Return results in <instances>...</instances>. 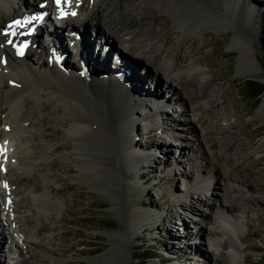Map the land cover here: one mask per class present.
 <instances>
[{
  "label": "bare ground",
  "instance_id": "obj_1",
  "mask_svg": "<svg viewBox=\"0 0 264 264\" xmlns=\"http://www.w3.org/2000/svg\"><path fill=\"white\" fill-rule=\"evenodd\" d=\"M33 1L37 4L29 3V0H0V60L4 59V64L0 62V144L2 146L0 185L3 188L0 191V210L2 206H6L9 209H6V221L12 226L14 223L18 224L23 237L18 251L24 250L27 254L24 253L25 264H33L37 249L53 258L54 263L57 261L52 256L55 250L50 238H39L36 233L43 228L40 223L41 217L49 218L52 215L51 211L58 210V208L52 209L51 205H65L63 202L65 194L61 192L67 193L71 188L72 184L68 182L71 176L77 178L97 176L105 182L103 184L94 181V187L104 192L109 191L100 184L104 186L114 182L117 185L123 182L125 190L122 195L129 203L127 222L131 225L130 237L125 243L111 240L109 248L98 260L109 264L118 242L119 246L124 244L128 247L126 251L128 255L123 257L121 255L118 264H132L129 245L133 243L139 232L150 226L153 217L159 218L157 211L148 212L140 207L142 203L140 196L144 193V189L137 182L138 174L131 170L132 160H135L134 165L142 161L141 154L135 150L134 144L136 140L134 121L137 120L138 109L145 111L142 116L146 119V130L152 127L147 124L150 117L147 116L146 111L150 114L153 112L155 116L163 115L166 121L172 123L175 132L190 139L188 143H181V146L194 149L190 157H195L196 160L200 157L202 161H199L200 164L196 163L195 172L199 175L188 178L186 188L210 192L216 196V190L220 188L224 196H228L241 187L245 190L243 199H253L251 192L258 182L253 178L254 173L251 172V168L257 167L259 162L253 160L236 170L230 167L233 159L228 156V151H233L235 148L230 141L218 137L217 132L209 125L207 111L203 110L210 103L209 95L202 90L206 83V79L204 80L206 70L203 65L197 63L200 61L193 59L194 49L191 44L188 45L189 39L186 43L176 37V44L168 39L164 45L148 40L145 38L147 32L144 33V30L136 28L137 24L144 22L143 19L141 21L135 18L129 19L127 13L123 12L124 4L119 0L88 2L50 0L51 4L48 5L49 2L47 6H42V0ZM156 1L178 17L182 25L188 26L194 32L204 28L207 23L222 25L227 21L221 4H216L214 0ZM235 2L236 12L233 21L237 24L239 32L233 36L231 45L238 46L240 58L252 64L253 61L246 55L247 49L252 46L247 32L251 26H255L250 19H253L252 15L258 8L255 9L250 0ZM15 3L20 5L18 6L20 11L23 8L45 11L51 6L55 16L53 34L55 39H51V45L41 44L38 35L31 37L29 41V35L24 34L21 40L26 42L25 51L21 55L15 54L14 49L11 48L10 33H4L2 30L4 26L12 28L13 24L6 25L8 21L14 18L17 20L26 18L37 23L35 28L42 29L40 22L33 18L26 15L17 18L20 13H17ZM114 4L120 5L121 15H114L113 11L108 10ZM104 24L107 27L102 30L103 37L107 35L108 38L114 37L116 40L119 38L120 45L130 55L127 62L129 65L122 58L116 70L119 71L120 68L124 70L126 66L131 69L130 74L135 75L139 72L136 65L140 62L145 69H154V75L167 78L168 86L165 93L168 91L169 94H154L148 91L145 98L138 100L120 79H112L110 86L103 84L104 80H96L93 87L80 73L67 74L60 69L64 68L62 64L66 66L70 64L67 59L70 58L69 52L66 53L64 60L61 59L67 44L60 35H63L62 28L67 27L77 31L76 37H72L73 45L70 47L72 52L78 54L80 58L83 54L87 66L91 63L94 70L101 71L107 68L106 55L105 59L93 57L92 53L95 51L98 54L101 46H98L99 43L88 32V27L99 32L100 25ZM123 42L127 45H123ZM31 50L36 52L34 53L38 55V60H34L32 56L34 53L28 52ZM106 50V54L111 55V50L108 48ZM43 53L50 55L51 59L58 57L60 62L51 60L48 63L44 60ZM133 57L136 59V64L133 62ZM123 70L120 71L124 73ZM256 71L253 66L247 71L242 67L238 68L240 74ZM108 72L111 74L110 71ZM124 75L126 78L127 74ZM5 76L7 81L6 78L4 79ZM195 76L201 81H195L193 79ZM127 94L130 96L128 97ZM169 103L178 106H174L176 109L173 116L162 109L163 105ZM170 105L166 106L170 107ZM23 107L26 108V113H23ZM263 110L264 99L259 108L260 112ZM163 120L165 123L164 118ZM218 123L219 119L216 117L215 124ZM256 149H264V138ZM144 158H147L146 154ZM205 167L210 171L204 170ZM128 168L130 170H127V173ZM262 174L259 170L255 177ZM167 183H172V179L169 178ZM189 190L185 195H188ZM229 197L228 202L219 198L214 199L213 205L217 209L215 224L206 221L208 215L204 212L201 214L202 220L199 222L197 232L203 235L207 228L210 231L209 236L218 245H221L218 241L220 233L228 236L230 242L227 247H230L231 264H237L240 254L246 256L245 252L240 251L233 243L238 236V223L244 206L238 203L240 198L233 195ZM180 200L181 198H177L176 201ZM70 207L72 209V206ZM197 210L194 208V211ZM117 211L122 218L126 217L118 207ZM247 223L249 224V219ZM118 232H123V229L116 233ZM225 247L226 245L222 244V248ZM196 248L203 251L201 246ZM218 254L223 258L221 251ZM216 264L222 263L217 261Z\"/></svg>",
  "mask_w": 264,
  "mask_h": 264
},
{
  "label": "rangeland",
  "instance_id": "obj_2",
  "mask_svg": "<svg viewBox=\"0 0 264 264\" xmlns=\"http://www.w3.org/2000/svg\"><path fill=\"white\" fill-rule=\"evenodd\" d=\"M47 1L50 5L51 1ZM214 1L216 4H221L227 21L222 25L207 23L204 28L194 32L188 26L182 25L178 17L156 0H119L124 4L123 12L127 13L129 19L135 18L138 21L143 19L144 22L135 27L144 30V33L147 32L148 35L145 38L148 40L151 39L152 42L164 45L168 39L176 44V37L186 43L189 39L188 45L191 44L194 49L193 59L200 61L197 63L203 65L206 70L204 78L206 83L202 90L209 95L210 103L203 110L207 111L209 125L217 132L218 137L230 141L235 148L233 151H228V156L233 159L230 167L236 170L253 160L259 162L257 167L251 168V172L254 173L253 178L258 182L251 192L253 199L244 200L245 190L241 187L230 195L240 198L238 203L244 206L238 223L240 233L238 232L233 243L239 247L240 251L245 252L246 256L240 254L237 264H264V149H256L264 138V110L259 111L264 92L256 101L247 92L251 86H246L248 79L264 84V0H250L251 5L255 9L258 8L252 15L253 19H250L255 26H251L247 32L252 46L247 49L246 55L253 61L252 64L240 58L238 46L231 45L233 36L239 32L237 24L233 21L236 0ZM29 3L37 4L33 0H29ZM15 5L17 13L21 12L18 7L20 5L18 3ZM136 6L138 7L135 9ZM120 8L119 4H114L108 10L113 11L114 15H121ZM52 20L55 21L53 18ZM100 26L99 32L88 27V32L99 43L98 46H101L99 53L94 51L92 55L99 59H103L106 55L104 59H108V66L104 69L105 71H98L94 70L89 62L88 75L81 74L93 87L96 80H104L103 84L110 86L112 79L115 78L108 71L115 74L117 66L121 64V59L124 58L127 64L128 56H130L120 45L119 38L116 40L114 37L108 38L107 35L103 37L102 30L107 26L105 24ZM62 31L66 37L67 48L61 59L64 60L66 53L69 52L70 58L67 59L70 64L68 66L62 64L64 68H59L67 74H77L82 64L78 54L72 52L70 48L73 40L68 35V33L74 35L77 31H72L69 27L62 28ZM123 45L127 43L123 42ZM106 47L111 50L110 53L112 51L116 53V57L114 53L106 54ZM28 52L34 53L35 51ZM35 53L32 56L34 60H38V55ZM43 54L44 60L48 63L51 60L56 62V59H51L50 55ZM0 62L4 64L2 59ZM133 62L136 64L135 58ZM136 66L139 72L135 75L130 74L131 69L126 66L124 70L120 68L124 73L119 69L118 72L121 74V82L127 86L130 93L135 94L138 100L145 98L148 91L154 94H169L168 91L165 93L168 86L165 76L154 75V69H145L140 62ZM251 66L257 71L238 73L239 67L247 71ZM103 73H108V75ZM4 79L7 81L6 76ZM193 79L201 81L198 76ZM127 95L130 96V94ZM177 104H165L162 109L167 110L173 116L175 107H178ZM22 111L26 113V108L23 107ZM143 112L145 113L143 109H138L137 120L134 121L135 150L141 154L142 161L134 165L135 160H132L131 170L138 174L137 182L144 189V193L140 196L143 203H140V207L148 212L157 211L159 218L153 217L154 219L150 220V226L139 232L133 243L129 245L132 264H216L217 261L222 264H231L230 247H227L230 242L228 236L220 233L218 241L221 245H218L209 236L210 231L207 228L203 235L197 232L199 222L202 220L201 214L204 212L208 215L206 221L215 224L217 209L213 205L214 199L219 198L228 202L230 195L224 196L220 188L216 190L217 196L210 192L186 188L188 178L199 175L195 172L196 163L200 164L199 161L202 159L197 157L196 160L195 157H190L194 149L181 146V143H188L190 139L175 132L172 123L166 121L163 115L155 116L153 112L150 114L146 111L147 116L150 117L147 124L152 125L150 128L152 130H146V119L142 116ZM216 117L219 119L218 124H215ZM145 154L147 158H144ZM129 168L126 171L130 170ZM207 169L209 168H204V170ZM259 170L263 174L256 178ZM71 177L73 179H68V182L72 184L71 188L67 193L61 192L65 194L63 197L65 205H51L52 209L58 208V210L51 211L52 215L49 218L41 217L40 223L43 228L36 233L40 236L39 238H50L55 250L52 256L57 261L54 263L53 258L37 249L33 264H104L98 259L107 251L111 240L121 243L129 240L131 233V225L127 222L129 203L122 195L125 190L123 182L117 185L109 182V185L105 183L106 185L103 186L105 181L97 176H94L95 178ZM169 178L172 179L170 184L167 183ZM94 181L103 183L100 185L106 187L109 192L95 188ZM2 189L0 185V191ZM188 190V195H185ZM177 198L181 200L176 201ZM117 207L126 217L122 218L120 212L118 215ZM194 208L199 211H194ZM6 209L9 210L6 206H2L0 210V233L3 234L0 235L3 245L2 250L0 249V264H25L24 250L18 251V246L22 245V234L17 223L12 226L6 221ZM247 219H249V224ZM120 229H123V232L116 233ZM118 242L109 264H118L121 255L122 257L128 255L126 252L128 247L124 244L119 246ZM222 244L226 245V249L222 248ZM196 246H201L203 251H199ZM219 251L223 253V258L219 257ZM149 254L152 256L145 257ZM183 254L185 257H181Z\"/></svg>",
  "mask_w": 264,
  "mask_h": 264
},
{
  "label": "trees",
  "instance_id": "obj_3",
  "mask_svg": "<svg viewBox=\"0 0 264 264\" xmlns=\"http://www.w3.org/2000/svg\"><path fill=\"white\" fill-rule=\"evenodd\" d=\"M251 86V88H249L248 90H247V92H248V94L252 97V98H254L256 101H258V99L257 98H259L260 97V95H261V93H263L264 92V84L263 83H261V82H258V81H255V80H252V79H248V80H246V86ZM245 86V87H246ZM150 256H152L151 254H149V255H146L145 257H150Z\"/></svg>",
  "mask_w": 264,
  "mask_h": 264
},
{
  "label": "snow or ice",
  "instance_id": "obj_4",
  "mask_svg": "<svg viewBox=\"0 0 264 264\" xmlns=\"http://www.w3.org/2000/svg\"><path fill=\"white\" fill-rule=\"evenodd\" d=\"M58 2H59V0H58ZM17 23H19V21H17Z\"/></svg>",
  "mask_w": 264,
  "mask_h": 264
}]
</instances>
